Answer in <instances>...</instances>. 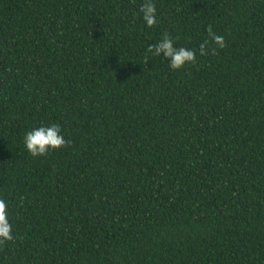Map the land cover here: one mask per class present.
I'll return each instance as SVG.
<instances>
[{
	"label": "trees",
	"instance_id": "obj_1",
	"mask_svg": "<svg viewBox=\"0 0 264 264\" xmlns=\"http://www.w3.org/2000/svg\"><path fill=\"white\" fill-rule=\"evenodd\" d=\"M144 2L0 0V264H264V0Z\"/></svg>",
	"mask_w": 264,
	"mask_h": 264
},
{
	"label": "clouds",
	"instance_id": "obj_2",
	"mask_svg": "<svg viewBox=\"0 0 264 264\" xmlns=\"http://www.w3.org/2000/svg\"><path fill=\"white\" fill-rule=\"evenodd\" d=\"M142 18L148 27L156 25V6L153 0H145L140 6ZM209 39L204 40L199 46L201 55L209 54V45L214 44L216 47L211 48V54L215 55L216 49L226 47L225 38L213 32L211 25L207 28ZM161 52L168 59L170 70H179L187 63L194 64L196 62V51L186 49L184 47H175L172 38L167 34H163V38L156 44H149L144 57L145 63L151 56L159 57ZM61 128L59 124L53 123L48 126H40L27 131L23 137L25 149L33 157L45 156L50 149H60L67 146L70 141L60 134ZM14 239L12 234V224L8 219V206L4 199L0 198V245Z\"/></svg>",
	"mask_w": 264,
	"mask_h": 264
}]
</instances>
